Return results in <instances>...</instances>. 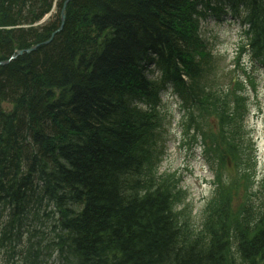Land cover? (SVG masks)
<instances>
[{"label":"trees","instance_id":"obj_1","mask_svg":"<svg viewBox=\"0 0 264 264\" xmlns=\"http://www.w3.org/2000/svg\"><path fill=\"white\" fill-rule=\"evenodd\" d=\"M64 2L0 0V62L40 45L0 66L3 264H264L244 85L217 88L199 31L223 6L242 11L239 52L264 62V0H71L58 31ZM151 62L157 80L143 75ZM169 83L215 177L197 226L174 211L178 179L158 173Z\"/></svg>","mask_w":264,"mask_h":264},{"label":"rangeland","instance_id":"obj_2","mask_svg":"<svg viewBox=\"0 0 264 264\" xmlns=\"http://www.w3.org/2000/svg\"><path fill=\"white\" fill-rule=\"evenodd\" d=\"M201 25V37L204 39L207 50L218 58V73L220 75V82L227 84V81L233 75L240 76V70L234 67V57L236 54V47L241 37L236 34V28L230 27L227 24H217L214 21ZM44 23L38 25L41 26ZM35 27V25H33ZM249 67L248 58L244 57L240 60V66ZM249 70V69H248ZM235 71V72H234ZM230 74L228 79L227 74ZM250 73L255 79V92L248 93L250 106L249 116L246 119L247 131L253 138L257 154V176L260 178L264 175V72L251 71ZM145 76L152 77L150 72L146 70ZM162 115H163V131L165 142L163 144L164 152L161 155V163L158 166L160 172H180L181 163L185 160V155L182 150L178 148V140H180V128L178 127L179 114L177 113L176 100L168 95H162ZM6 107L5 105H3ZM197 156V155H196ZM192 174H181V189L186 193V200L184 210L192 218H196L204 206L205 201L200 199L210 195V187L205 185L204 180H211L212 176L203 162L195 158L189 163ZM1 257V256H0ZM0 260V264H1ZM55 263V256L48 262ZM61 264V263H60Z\"/></svg>","mask_w":264,"mask_h":264},{"label":"water","instance_id":"obj_3","mask_svg":"<svg viewBox=\"0 0 264 264\" xmlns=\"http://www.w3.org/2000/svg\"><path fill=\"white\" fill-rule=\"evenodd\" d=\"M69 1H71V0H66V2L64 3V5H63V7H62L61 12H60V21H61L60 29H61L62 24H63V22H64V11H65V7H66V5H67V3H68ZM60 29H59V30H60ZM59 30H58V31H59ZM34 49H35V47H32V48H29V49H27V50L16 51L15 53H16L17 56H19V55H22L23 53H30V52L33 51ZM16 55H15V56H16Z\"/></svg>","mask_w":264,"mask_h":264},{"label":"bare ground","instance_id":"obj_4","mask_svg":"<svg viewBox=\"0 0 264 264\" xmlns=\"http://www.w3.org/2000/svg\"><path fill=\"white\" fill-rule=\"evenodd\" d=\"M65 3V2H64ZM64 3H63V5H64ZM56 5V1L52 4V7L53 6H55ZM63 7V6H62ZM56 8L57 7H55L53 10L56 12ZM62 10V9H61ZM61 10H60V12H61ZM52 11H50V13H51ZM59 20H60V13H59ZM46 21V19H44V21L43 22H45ZM40 24H42V23H40V22H37V23H34V25H35V27H37L38 25H40ZM60 26H61V21H60ZM34 27V26H33ZM60 28H58L57 30H59ZM56 33V32H55ZM53 36V35H52ZM52 40V37L46 42V43H44V44H48V42H50ZM40 45H37V47H39ZM36 47V48H37Z\"/></svg>","mask_w":264,"mask_h":264}]
</instances>
